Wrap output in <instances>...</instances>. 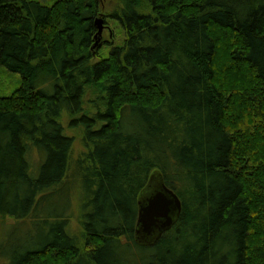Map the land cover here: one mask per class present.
<instances>
[{"label": "trees", "instance_id": "trees-1", "mask_svg": "<svg viewBox=\"0 0 264 264\" xmlns=\"http://www.w3.org/2000/svg\"><path fill=\"white\" fill-rule=\"evenodd\" d=\"M115 1L0 0V68L19 78L0 94V258L264 264V0ZM99 16L121 43L94 47ZM64 115L83 133L74 161ZM153 172L183 208L144 244ZM56 197L62 211H47ZM10 218L30 228L11 255Z\"/></svg>", "mask_w": 264, "mask_h": 264}, {"label": "rangeland", "instance_id": "rangeland-1", "mask_svg": "<svg viewBox=\"0 0 264 264\" xmlns=\"http://www.w3.org/2000/svg\"><path fill=\"white\" fill-rule=\"evenodd\" d=\"M43 3H50L52 4L54 1L56 0H40ZM106 8L105 11H111L116 4L115 0H103ZM99 18H102V16H99ZM103 19V18H102ZM103 24H105V28L104 31L102 33V41H107V40H113V43H121L122 40L124 39L125 34L123 33V30L120 26L119 23H116L115 21H106L103 20ZM98 57L94 58L95 61L97 60ZM222 73V72H221ZM222 75V74H221ZM19 78L18 76H14L9 74L6 70H2L0 68V94L1 95H5V94H13L16 90V88L19 86ZM93 98V95L88 94L87 95V99ZM86 107H89L88 105H86ZM90 108V107H89ZM247 117L245 115H243V117H241V120H244V123L246 124V121H249V119H246ZM69 121L70 118H68L66 115H64L62 123L64 126V130L66 131V133L70 136H73L74 138V146L72 149V161H74L77 156H79L81 154V152L84 150V145L83 142L81 141L82 138V129L80 127H72L69 125ZM254 122H251V125H253ZM244 124V126H245ZM241 125V124H240ZM246 127V126H245ZM251 127V126H250ZM250 127H248L250 129ZM247 128V127H246ZM258 140L263 141L264 140V134L262 133V135H258ZM262 145H264V141L262 142ZM251 160V162H255L258 158H248ZM48 208L47 211H51V212H56V211H62V206H61V200L59 197L54 198V202L50 201V204L46 203L45 204ZM74 208H76V205H74ZM75 211V212H74ZM74 214L77 215L79 212L76 210H74ZM9 221L7 222V229H4V232L2 233V240L4 242V246L3 249H5V252H7L8 254L11 255V253L15 250L16 247H18L20 244L23 243V241H26L27 236V228H29V226L26 227L22 226L20 228H18L16 231L13 232V222L15 219L10 218L8 219ZM72 228L74 232H80V228L81 225L78 222L77 216H74L72 219ZM30 229V228H29ZM31 231V230H29ZM33 231V230H32ZM31 231V232H32ZM33 233V232H32ZM11 252V253H10ZM4 256L7 257L6 254H4ZM0 264H10V260L9 258H0Z\"/></svg>", "mask_w": 264, "mask_h": 264}, {"label": "water", "instance_id": "water-1", "mask_svg": "<svg viewBox=\"0 0 264 264\" xmlns=\"http://www.w3.org/2000/svg\"><path fill=\"white\" fill-rule=\"evenodd\" d=\"M103 22V19L99 17L95 20L98 30L95 34L94 47L98 45L103 36L105 28ZM138 197L139 214L135 231L136 238L138 242L151 244L179 219L183 206L180 197L164 183L160 172H153L147 187Z\"/></svg>", "mask_w": 264, "mask_h": 264}]
</instances>
